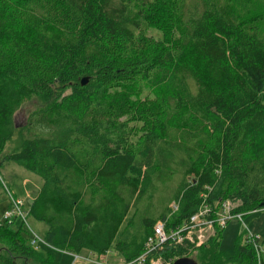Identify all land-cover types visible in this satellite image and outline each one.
<instances>
[{"label": "trees", "instance_id": "1", "mask_svg": "<svg viewBox=\"0 0 264 264\" xmlns=\"http://www.w3.org/2000/svg\"><path fill=\"white\" fill-rule=\"evenodd\" d=\"M230 1L0 0V154L26 130L2 161L40 179L26 213L46 225L51 248L101 256L115 244L131 262L158 220L179 226L204 203L239 202L243 218L264 210V0ZM29 98L42 107L17 127ZM131 123L141 124L135 146ZM176 163L190 178L163 212L136 210L124 224L144 181L165 183ZM1 216L0 264H57L38 259L21 220ZM222 229L148 261L258 264L244 235L232 255L220 252Z\"/></svg>", "mask_w": 264, "mask_h": 264}, {"label": "rangeland", "instance_id": "2", "mask_svg": "<svg viewBox=\"0 0 264 264\" xmlns=\"http://www.w3.org/2000/svg\"><path fill=\"white\" fill-rule=\"evenodd\" d=\"M219 5L224 8L225 10L230 9L233 3L230 0H218ZM147 35L159 39L160 33L156 31H147ZM189 89L194 91V84L191 80H188ZM148 94V90H144L141 93V97L144 98ZM42 104L38 102L34 98H29L25 100L19 110H17L13 116L12 120L17 127L23 126L30 115L36 113ZM133 126H136L134 128ZM140 126L141 124H129V127L135 132V136L132 137L131 142L133 146L136 144V140L140 135ZM19 129V128H18ZM29 134H27L26 130H16L13 136L7 141L3 151L0 154V161L5 155L17 152L23 146L24 142L27 140ZM174 174H172L169 179L165 183H158L153 181L152 178L149 180L144 181L142 184L143 193L138 195L139 197H135L130 199V209L126 215L125 223L126 224L134 214L136 210L138 211H155V215L158 216L163 212V205L162 202L166 199H171L174 195V192L181 186V184L187 178L185 175L184 169L180 166L174 164L173 165ZM154 176V172H150V177ZM193 177V176H192ZM0 216L8 209L10 204V198L5 194V190L10 194L11 198L13 197L14 200L22 201V212L26 213L27 206L29 202L35 197L40 185V179L29 173L28 171L24 170L23 168L19 167L15 163L12 162H1L0 163ZM5 189V190H4ZM2 193V194H1ZM129 202V200H127ZM233 206L237 208L239 206V202L233 203ZM170 205H168V208ZM164 214V213H163ZM25 221L27 226L33 233L44 243V233L46 230V225L44 223H39L27 215L25 217ZM160 221V220H158ZM251 234L258 238V247L260 249V256H262L264 260V210L250 213L246 217L243 218V222L238 221L237 219H231L226 222L223 229L221 230L220 241H219V251L232 255L234 253V245L236 240H242L243 235L245 237L246 233ZM23 238L27 241L30 240V232L27 227L23 228ZM0 241L2 239L0 238ZM246 242L245 240H243ZM112 246L111 250L106 254L101 256L93 255L88 252H81L78 255L73 253H69L66 251H58L55 249L46 248L41 246L39 250H35L36 252H40L38 255V259L42 260L44 258L51 259L50 256L53 258L55 263L57 264H99V263H107V264H125L128 263L124 260L122 256L119 255L118 251H116ZM2 246V245H1ZM49 246V245H47ZM197 254V253H196ZM77 256V258H74ZM194 255L193 257H196ZM30 264H40V263H30Z\"/></svg>", "mask_w": 264, "mask_h": 264}, {"label": "built area", "instance_id": "3", "mask_svg": "<svg viewBox=\"0 0 264 264\" xmlns=\"http://www.w3.org/2000/svg\"><path fill=\"white\" fill-rule=\"evenodd\" d=\"M0 181V187H1ZM5 190V189H4ZM5 194L10 198V204L8 209L2 214V220L11 223L12 218H17L21 220L24 227L30 232L29 244L34 250H39L41 246L48 247L29 229L25 221L27 213H23L22 201L14 200L10 194L5 190ZM234 206L231 202H223L217 210L213 211L210 205L205 203L200 206V208L189 217L188 221H184L179 226H174L172 228H167L165 221H158L153 226V234L150 236L144 244V252L136 259L125 264H172L175 258H168L166 260L158 257L156 259H150L148 257L156 254V252H162L165 245L179 247L183 250L190 251L192 249H198L202 247L206 242L214 236L215 228H223L228 220L237 219L243 222L242 214H234ZM172 211L177 210V205H171ZM245 241L247 244L252 246L255 251L258 264L261 263L263 259L260 256V249L258 247V238L248 234L245 235ZM77 258V256H74ZM104 264V263H99ZM107 264V263H105Z\"/></svg>", "mask_w": 264, "mask_h": 264}, {"label": "water", "instance_id": "4", "mask_svg": "<svg viewBox=\"0 0 264 264\" xmlns=\"http://www.w3.org/2000/svg\"><path fill=\"white\" fill-rule=\"evenodd\" d=\"M89 81L88 77H84L80 80L79 84L85 86ZM172 264H197L193 259L189 258H178L173 261Z\"/></svg>", "mask_w": 264, "mask_h": 264}]
</instances>
